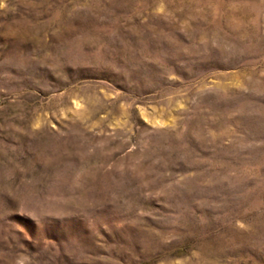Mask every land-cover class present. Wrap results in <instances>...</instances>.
I'll use <instances>...</instances> for the list:
<instances>
[{
    "label": "rangeland",
    "instance_id": "rangeland-1",
    "mask_svg": "<svg viewBox=\"0 0 264 264\" xmlns=\"http://www.w3.org/2000/svg\"><path fill=\"white\" fill-rule=\"evenodd\" d=\"M0 264H264V0H0Z\"/></svg>",
    "mask_w": 264,
    "mask_h": 264
}]
</instances>
